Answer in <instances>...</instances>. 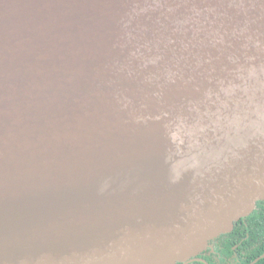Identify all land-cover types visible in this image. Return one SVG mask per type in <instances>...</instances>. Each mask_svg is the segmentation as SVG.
<instances>
[{
  "label": "water",
  "instance_id": "95a60500",
  "mask_svg": "<svg viewBox=\"0 0 264 264\" xmlns=\"http://www.w3.org/2000/svg\"><path fill=\"white\" fill-rule=\"evenodd\" d=\"M264 201V0H0V264H178Z\"/></svg>",
  "mask_w": 264,
  "mask_h": 264
},
{
  "label": "flooded vegetation",
  "instance_id": "af4514ba",
  "mask_svg": "<svg viewBox=\"0 0 264 264\" xmlns=\"http://www.w3.org/2000/svg\"><path fill=\"white\" fill-rule=\"evenodd\" d=\"M258 206L264 208V201ZM250 217L237 222L231 233L211 240L197 257L178 264H264V254H261L264 246L260 237L251 236L254 227L250 225Z\"/></svg>",
  "mask_w": 264,
  "mask_h": 264
},
{
  "label": "trees",
  "instance_id": "16d2710c",
  "mask_svg": "<svg viewBox=\"0 0 264 264\" xmlns=\"http://www.w3.org/2000/svg\"><path fill=\"white\" fill-rule=\"evenodd\" d=\"M261 209V210H260ZM260 210V212H259ZM249 221L251 222V226L254 227L251 231L252 237H260L261 243L264 246V208H261V206L257 205L256 210L249 218ZM264 254V250L261 252V254ZM262 263H264V260H262Z\"/></svg>",
  "mask_w": 264,
  "mask_h": 264
}]
</instances>
